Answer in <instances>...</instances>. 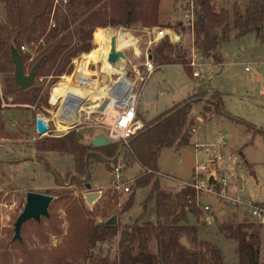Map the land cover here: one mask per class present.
I'll return each mask as SVG.
<instances>
[{
	"label": "rangeland",
	"instance_id": "1",
	"mask_svg": "<svg viewBox=\"0 0 264 264\" xmlns=\"http://www.w3.org/2000/svg\"><path fill=\"white\" fill-rule=\"evenodd\" d=\"M253 1L213 0V6L218 12L229 11L230 24H232L235 20L234 6H237L239 12H244ZM26 2L29 16L32 17L36 11L30 1L26 0ZM159 11L160 27L149 29L137 25L130 29L112 27L96 29L91 41L90 52H93L82 53L76 57L78 59L73 60L76 69L77 61L83 63L85 68L94 62L97 65H91L90 69H87L91 77L96 76V79L100 83L104 82L105 85L110 82L109 76L105 80L104 74L102 77L103 65L97 63L105 54V45L99 41L96 34L99 29L111 32L115 38L116 34L126 35V41L130 42L127 46L132 48L128 47L123 52L127 55L128 63L132 62L134 65L144 62L147 51L153 53L158 44L149 47L148 43L159 30L158 28L170 27L176 31L181 38V45L189 52L191 62L193 60L196 62V68L192 67V73H200V78L192 77L178 66L162 67L160 70L158 68L139 98L138 110L144 118H142L144 123L150 125L156 118L174 109L176 107L173 106L174 103L187 101L189 96L198 91L197 97L202 100L194 105L192 117L195 120L194 129L198 131L200 143L195 142L196 133L192 131L190 146L183 147L179 151L163 149L158 160V172L149 171L148 174L159 179L162 190L173 193L211 177L217 182L225 179L229 183L227 196L230 199L240 195L244 200L264 205V36L250 33L238 39L233 31L231 39L216 51V55L224 61L221 66L222 63L217 64L212 58H204L195 48L193 22L188 17L193 15V5L189 1L162 0ZM7 14L5 0H0V25H6ZM42 21L44 19L37 21L38 32L43 28ZM52 23L51 18L48 31L55 27ZM179 23L184 25V30L177 28ZM75 26L72 30H75ZM94 35L97 45L94 43ZM77 43L78 37H75L73 45ZM41 45L46 47L43 41L25 45L32 57L25 66L27 75L32 70V60L40 54L38 48ZM85 55L88 59L81 61ZM1 64L2 59H0ZM247 68L249 70H246ZM72 76L56 77L53 71L50 76L37 78L35 86L42 87V95L49 96V102L52 95V103H54L57 98L53 97V91L55 90L56 95L65 96V87ZM12 77L14 73H0V96L3 108L0 111L2 125L0 126V264H52L51 255L63 246L69 230L66 206H86L88 211L96 213L97 223L105 224L116 217V225L123 227L126 224H133L144 212V202L151 189L148 187L136 189L137 180L143 172L124 154L121 153L119 157L120 151L116 156L117 162L111 164V169L102 163H93L89 177L84 178L78 177L73 157L55 152L37 151L36 146L42 141L60 138L63 135V133H51L34 140L36 117L45 116L52 119L57 114V109L49 102L40 108L14 105L13 102L18 99L16 93H5L8 84L12 85ZM56 87L60 88L55 89ZM217 94L222 98L227 115L216 114V118L210 121L201 124L196 122L197 116L207 119L210 112L215 113L214 107L209 103L214 101ZM199 104L202 111L199 115H194L200 112ZM161 112L164 113L160 114ZM232 118L241 122H236ZM51 127L56 131L54 123H51ZM67 130L68 133L75 131L80 134L82 141L89 146L96 134L102 132L89 128L83 122L78 128ZM221 136L227 140V146L222 148V161L214 157L209 160L204 148L197 151V145H207L210 151L217 152L216 144L220 142ZM111 144H119L120 149L122 147L120 143ZM118 165L122 166V179L129 182L131 193L136 192L132 208L126 212L123 210L124 205L131 193L118 192L112 180ZM234 179H238V182L235 183ZM86 183L92 185L93 191L102 192L101 199L93 207H89L85 198L88 193ZM215 190L219 192L220 187L217 186ZM31 192L54 197L49 209L50 218H43L40 224L34 221L26 223L21 231L22 242H18L14 240V225L26 206L27 194ZM196 195V204L202 215L197 218L189 213L187 216L189 225L197 227L199 236L203 240L213 243L221 250L226 264H238L237 244L225 238L220 233L219 226L231 222L238 224L246 220L255 224L254 221L249 220L243 210L235 209L230 199H223L217 193L196 191ZM147 206L146 218L153 220L155 201H151ZM206 206L211 207V211H205ZM237 207L241 206L237 205ZM261 236L264 237V228ZM103 249L106 253L108 246L104 245ZM116 250L115 242L111 251L112 259L116 255ZM260 264H264V248L260 251Z\"/></svg>",
	"mask_w": 264,
	"mask_h": 264
},
{
	"label": "trees",
	"instance_id": "2",
	"mask_svg": "<svg viewBox=\"0 0 264 264\" xmlns=\"http://www.w3.org/2000/svg\"><path fill=\"white\" fill-rule=\"evenodd\" d=\"M27 1L36 11L32 17L29 16L26 0H5L8 14L6 25H0L1 74L14 73L13 50L19 52L26 66L32 57L29 52L23 53L21 47L43 41L46 47L41 45L38 48L40 54L31 63L33 68L41 62L37 78L50 76L53 71L56 77L70 76L74 70L73 60L82 53L93 52H90L91 41L96 29H130L137 25L149 29L160 27L159 8L162 0H69L66 7H55V0ZM176 1H189L193 5L195 48L204 58H212L217 64H221L222 59L216 55V51L231 39L233 31L238 39L250 33L264 36V0L250 2L244 12H239L235 5V20L232 24L230 12L216 11L213 0ZM51 18L55 27L48 31ZM40 19H44V25L38 32L37 21ZM74 25L75 30H72ZM177 28L184 30V25L179 23ZM75 37H78V43L73 45ZM94 43L97 45L95 35ZM152 57L159 69L178 66L193 77L189 52L181 43L171 44L168 40H162L154 48ZM87 59L85 55L81 61ZM11 84H8L5 93H16L18 99L13 102L14 105L40 108L48 104L49 96L42 95V87L34 84L32 88L21 91L14 77ZM197 93L195 91L187 101L176 104L174 109L159 116L150 125L144 123V129L128 145H124L121 153L143 172L137 180L136 189H151L144 202V212L133 224L120 227L102 223L99 226L96 213L88 211L86 206H66L69 230L63 246L51 255L52 264L224 263L221 250L212 243L199 240L198 228L188 223L189 213L197 218L202 215L196 204V191L188 186L176 193L162 190L159 179L148 174L149 171L158 172V160L163 149L179 151L191 145V132L195 125L193 108L202 100L197 97ZM209 104L214 107L215 114L227 115L219 94ZM2 109L0 96V111ZM232 120L241 122L235 118ZM36 149L73 157L76 173L81 178L89 177L93 163H102L111 169V164L117 162L116 156L121 150L119 144L92 148L75 131L60 138L46 139ZM135 195L136 192L131 193L126 201L125 212L132 208ZM153 200L154 219L147 220V205ZM263 228V225L246 220L238 224H221L219 231L225 238L236 242L238 264H260V251L264 248V237L261 236ZM183 239L187 240L188 247L182 244ZM115 242L117 250L112 259L111 251ZM104 245L108 246L106 253Z\"/></svg>",
	"mask_w": 264,
	"mask_h": 264
},
{
	"label": "built area",
	"instance_id": "3",
	"mask_svg": "<svg viewBox=\"0 0 264 264\" xmlns=\"http://www.w3.org/2000/svg\"><path fill=\"white\" fill-rule=\"evenodd\" d=\"M54 3L55 7H66L69 4V0H55ZM188 17L192 19L191 21L193 22V26L195 17L194 12L193 15H189ZM158 29L159 30L154 33L153 38L149 40V47L159 44L162 40H168L171 44L181 43V38L173 29ZM112 37H114V35ZM129 48H132V46ZM21 51L23 53H27L26 47H21ZM73 63L74 69H76L75 61ZM99 63L102 64L101 61ZM91 65L96 66L97 64L92 62L88 66V69H90ZM191 66L196 68L195 60L191 62ZM115 67L121 71V74L110 76V82L105 85L106 90L104 91V95H102L97 104L94 105V108L90 105L91 101L89 99L85 100L79 98L73 93H69L65 96H58L54 103H52L51 95L49 103L53 108L57 109L55 117L52 119L45 116L36 117V119L41 118L48 128V132L44 135L51 133H63L61 136L63 137L69 132V130L59 132V125L68 126V129H74L78 128V126L83 122L87 124L89 128L101 130L103 135L111 143L128 145L129 141L144 129V123L138 117V102L148 81L156 73L158 67L154 63L152 54L149 51L146 52L144 62L140 65H134L132 62L128 63L126 55L125 60H123V64L121 66L116 65ZM246 70L249 69L247 68ZM73 72H75V70H73ZM73 74L74 73H72L71 76ZM193 77L199 78L200 74L198 72H194ZM92 79L95 81L97 80L96 76H93ZM81 82H84V80ZM104 102H107L108 105L104 111L100 112L99 109ZM36 119L34 122V140H37L38 137L41 136L37 132ZM51 123L56 125V131L52 130ZM205 151L209 153L208 149ZM121 170V165H118V167L114 170L115 174L112 180L115 185V189L123 194H130L131 187L129 186L128 181H123ZM211 178L206 181L190 184L189 187L193 188L195 191H204L210 194L217 193V195L223 199H230L227 196V188L229 185L227 180L222 179L220 182H217L213 178V183H210ZM217 186L220 187L219 192L215 190ZM230 200L236 207L238 205L246 208L249 220H253L257 225L264 226V205L246 203L243 202L240 197L232 198ZM204 210L208 212L210 211V207L206 206L204 207Z\"/></svg>",
	"mask_w": 264,
	"mask_h": 264
},
{
	"label": "water",
	"instance_id": "4",
	"mask_svg": "<svg viewBox=\"0 0 264 264\" xmlns=\"http://www.w3.org/2000/svg\"><path fill=\"white\" fill-rule=\"evenodd\" d=\"M129 22L130 20L128 19L127 23ZM11 56H12V61L15 67L14 78H15L16 84L18 85L21 91H26L32 88L35 84V81L37 78V72H38L39 67L41 66V62L37 63L32 68L30 73L27 75L25 73V64L19 52L17 50H13ZM125 58H126V54L123 51L117 50L116 39L113 37L111 40V50H110V55H109L110 62L114 66L116 65L121 66ZM107 105L108 103L104 102L101 108L99 109V111L100 112L104 111ZM36 125H37V132L39 135L42 136L48 132V128L41 118L36 119ZM110 145H111V142L107 140V138L104 135H98L91 141L92 148H102V147H107ZM124 145L125 144L122 145L120 153L122 152ZM210 183H213V178L210 179ZM86 189L88 190V193L85 195L86 201L89 207H93V205L101 199L102 192L93 191L92 186L89 183L86 185ZM53 201H54V197L51 195L38 194V193H33V192L27 194L26 206L23 209L20 217L18 218L17 222L14 225V228H15L14 240L15 241L22 242L21 231H22L23 226L26 223L30 221H34L40 224L43 218L45 219L50 218L49 209ZM116 224H117L116 217H113L111 220L106 222L107 226H116ZM102 225H103L102 223L99 224V226H102ZM182 244L188 247V243L186 239L182 240Z\"/></svg>",
	"mask_w": 264,
	"mask_h": 264
},
{
	"label": "bare ground",
	"instance_id": "5",
	"mask_svg": "<svg viewBox=\"0 0 264 264\" xmlns=\"http://www.w3.org/2000/svg\"><path fill=\"white\" fill-rule=\"evenodd\" d=\"M97 36L99 37V40L101 43L105 45V54L102 60L99 59V62H102L103 65V74L105 75L104 80L109 76H114L116 74H121V71L115 67L109 60L110 50H111V40H112V34L109 31L106 30H99L97 32ZM126 35L123 33H120L118 36L116 34V47L117 50L123 51L129 46H127L128 41H126ZM100 51V50H99ZM97 62V63H99ZM123 63V62H122ZM89 66V65H88ZM88 67L85 68L84 64L81 62L77 63V69L75 74L70 78V81L68 82L67 86L65 87L64 94L67 95L69 93H73L79 98L82 99H89L91 101V106L97 104L100 97L102 96L105 89V84L100 83L99 81H95L92 79L91 75L87 71ZM69 78V77H67ZM84 80V82H81ZM60 88L56 87L55 89ZM104 95V94H103ZM59 95L55 94V90L53 91V97L58 98ZM74 117V115H73ZM68 129V126L59 125V132H64Z\"/></svg>",
	"mask_w": 264,
	"mask_h": 264
},
{
	"label": "crops",
	"instance_id": "6",
	"mask_svg": "<svg viewBox=\"0 0 264 264\" xmlns=\"http://www.w3.org/2000/svg\"><path fill=\"white\" fill-rule=\"evenodd\" d=\"M99 30H102V29H99ZM99 30H97V32L99 31ZM97 32H96V34H97ZM99 38V37H98ZM100 41V40H99ZM223 60H222V65L221 66H223ZM91 64V63H90ZM90 64H88V65H90ZM88 67V66H87ZM160 70V69H159ZM88 71V70H87ZM92 73H94L93 71H92ZM90 74V73H89ZM200 74V73H199ZM94 75H95V73H94ZM200 78V77H199ZM148 87V86H147ZM146 91V90H145ZM174 105H176V103H174L173 104V106ZM172 107V106H171ZM170 107V108H171ZM199 107H200V112L199 113H194V115H199L200 113H201V111H202V109H201V106H200V104H199ZM169 108V109H170ZM169 109H167V110H169ZM166 110V111H167ZM166 111H164V112H166ZM164 112H161L160 114H162V113H164ZM160 114H158V115H160ZM216 114L214 113V112H210L209 114H208V118L207 119H204V118H201V117H199V116H197V118H195L196 119V122L198 121L199 122V124H201V123H204V122H206L207 120H212V119H214V118H216ZM138 117H139V119L144 123V121H143V116L140 114V112H139V110H138ZM143 118V119H142ZM150 120V119H149ZM198 127H199V125H198ZM91 129H94V130H99V129H96V128H91ZM99 131H101V130H99ZM193 132L194 133H196V135H195V142H198V143H200L199 141V138H198V131H196L195 129L193 130ZM98 135H103V132H101V133H97L96 134V136H98ZM95 136V137H96ZM94 137V138H95ZM93 138V139H94ZM92 139V140H93ZM91 140V141H92ZM220 142H218L217 144H216V148L218 149V151L217 152H215V151H210L209 150V147H207V145L206 146H204V145H197V148H198V150L197 151H199V150H201V149H208L209 150V153H207L206 151H205V153H206V156L207 157H209V160L212 158V157H214L215 159H217L218 161H222L223 160V151H222V148H224V147H226L227 146V140H225L222 136L220 137V140H219ZM218 163V162H217ZM140 168V167H139ZM141 169V168H140ZM163 174V173H162ZM243 178V176L241 177V179ZM236 181V182H235ZM234 182L235 183H237L238 182V179H234ZM92 186V185H91ZM236 197H240L241 198V200L243 201V202H246V203H252V202H250V201H247V200H244L240 195H236ZM236 197H234V198H236ZM232 199V198H231ZM235 207V209H239V210H243V212H244V214H245V216L248 218V216H247V212H246V208L244 207V206H241V207H236V206H234ZM210 211H211V207H210ZM199 239H201L202 241H205V242H207L206 240H203L200 236H199ZM210 243V242H209ZM213 244V243H212ZM224 257V256H223ZM223 264H226L225 263V259H224V263Z\"/></svg>",
	"mask_w": 264,
	"mask_h": 264
}]
</instances>
